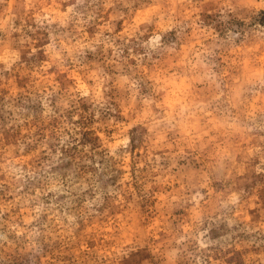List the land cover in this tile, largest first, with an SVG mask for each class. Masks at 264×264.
I'll return each instance as SVG.
<instances>
[{
	"label": "rangeland",
	"instance_id": "obj_1",
	"mask_svg": "<svg viewBox=\"0 0 264 264\" xmlns=\"http://www.w3.org/2000/svg\"><path fill=\"white\" fill-rule=\"evenodd\" d=\"M0 264H264V0H0Z\"/></svg>",
	"mask_w": 264,
	"mask_h": 264
}]
</instances>
